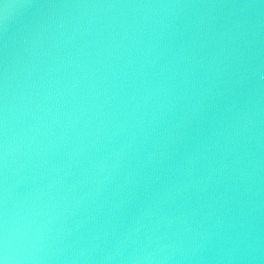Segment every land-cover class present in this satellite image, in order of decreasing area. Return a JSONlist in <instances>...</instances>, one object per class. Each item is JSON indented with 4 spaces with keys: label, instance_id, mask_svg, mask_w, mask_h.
<instances>
[{
    "label": "water",
    "instance_id": "obj_1",
    "mask_svg": "<svg viewBox=\"0 0 264 264\" xmlns=\"http://www.w3.org/2000/svg\"><path fill=\"white\" fill-rule=\"evenodd\" d=\"M0 264H264V0H0Z\"/></svg>",
    "mask_w": 264,
    "mask_h": 264
}]
</instances>
